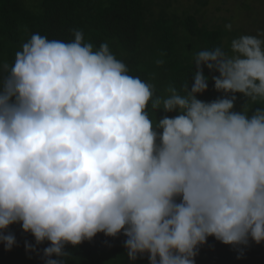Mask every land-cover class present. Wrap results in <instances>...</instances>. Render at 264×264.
I'll return each instance as SVG.
<instances>
[{"label": "clouds", "instance_id": "9594fccd", "mask_svg": "<svg viewBox=\"0 0 264 264\" xmlns=\"http://www.w3.org/2000/svg\"><path fill=\"white\" fill-rule=\"evenodd\" d=\"M73 36L34 33L0 63V243L11 250L21 224L50 242L44 264H66L67 245L98 233H123L132 264H196L208 237L264 243V106L251 107L264 103V32L194 50L186 95H156L107 42ZM205 66L223 98H197Z\"/></svg>", "mask_w": 264, "mask_h": 264}, {"label": "trees", "instance_id": "16d2710c", "mask_svg": "<svg viewBox=\"0 0 264 264\" xmlns=\"http://www.w3.org/2000/svg\"><path fill=\"white\" fill-rule=\"evenodd\" d=\"M195 13L180 12L178 0H0V63H14L15 53L34 33L49 39L70 41L73 31L83 30L85 40L96 48L107 42L113 54L129 68V73L152 84L156 95H167L166 89L174 87L186 95L195 73L192 57L194 50L213 49L223 45L229 50L231 40L240 36V29L226 26L209 27L198 18L205 0L197 1ZM163 61V63H157ZM209 78L208 90L198 99L211 102L224 97L215 89L213 76L204 67ZM247 99L236 94L235 111H241ZM264 106L257 101L255 107ZM149 115L155 113L149 104ZM178 112H156L159 120L165 115L174 117ZM9 232L15 234L16 245L7 250L0 243V264H44V249L50 242L37 244L34 236L25 233L21 224H13ZM123 233L116 237L98 233L91 241L78 247L66 246L71 255L66 264H132L127 258ZM26 242L34 250L26 247ZM56 259V257H53ZM196 264H264V243L249 242L247 247L225 245L215 237H208L195 257ZM135 264H149L147 256Z\"/></svg>", "mask_w": 264, "mask_h": 264}, {"label": "rangeland", "instance_id": "374dc122", "mask_svg": "<svg viewBox=\"0 0 264 264\" xmlns=\"http://www.w3.org/2000/svg\"><path fill=\"white\" fill-rule=\"evenodd\" d=\"M179 10L195 13L198 0H178ZM207 5L197 15L209 27L227 23L240 29V35L257 36L264 32V0H205Z\"/></svg>", "mask_w": 264, "mask_h": 264}]
</instances>
